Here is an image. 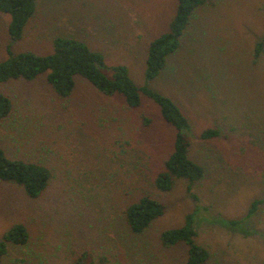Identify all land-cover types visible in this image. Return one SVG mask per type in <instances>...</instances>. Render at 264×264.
Here are the masks:
<instances>
[{
  "label": "rangeland",
  "instance_id": "374dc122",
  "mask_svg": "<svg viewBox=\"0 0 264 264\" xmlns=\"http://www.w3.org/2000/svg\"><path fill=\"white\" fill-rule=\"evenodd\" d=\"M176 5L35 0L13 42L9 15L0 12V61L8 44L13 52L45 55L55 37L82 40L107 66L125 65L134 83L180 106L190 124L188 156L203 167L191 191L181 178L167 190L155 186L175 130L146 97L129 107L121 95L103 94L79 75L67 97L55 93L45 73L1 83L12 106L0 120V147L50 172L37 199L0 180V236L16 222L29 233L26 244L9 246L3 264H72L85 250L95 264H184L185 245L165 247L160 234L182 226L187 214L193 215L195 241L209 252L206 264H264V40L259 55L254 52L264 36V0H209L198 7L178 49L146 81L148 45L168 29ZM207 128L218 136L201 138ZM143 195L165 209L135 233L124 210ZM255 199L263 201L247 216Z\"/></svg>",
  "mask_w": 264,
  "mask_h": 264
},
{
  "label": "trees",
  "instance_id": "16d2710c",
  "mask_svg": "<svg viewBox=\"0 0 264 264\" xmlns=\"http://www.w3.org/2000/svg\"><path fill=\"white\" fill-rule=\"evenodd\" d=\"M209 0H177L175 12L169 21L168 29L150 41L145 59L144 76L146 81L154 79L163 69L167 57L178 49L183 32L188 26L194 11L207 4ZM35 0H0V12L9 15L7 27L11 42L21 38L23 28L32 15ZM263 39L256 43L254 52L258 56L262 50ZM7 56L0 61V84L12 79H35L46 74L51 88L60 97H67L74 88V76L79 75L90 82L103 94H119L129 107L140 105L142 97H146L158 106L162 119L175 130L173 149L163 161V169L154 179L155 186L160 190L170 189L175 179H185L187 189L191 191L193 184L203 176V167L188 156L190 140L185 135L190 124L180 106L169 96L164 95L147 84L138 85L130 78L125 65L107 66L101 52L91 49L85 42L70 37H55L53 50L41 55L32 51L13 52L11 44L6 47ZM10 99L0 92V120L11 109ZM148 124L149 119H145ZM216 128L201 131L200 137L211 139L218 136ZM50 177L49 170L39 163L26 162L10 158L0 147V180L12 182L20 186L30 199L42 196L47 188ZM192 197L197 195L191 192ZM263 199H255L249 206L247 216L253 214ZM164 204L158 199L143 195L130 203L124 210L129 229L140 233L150 223L163 214ZM192 214L185 216V223L180 227L165 229L160 234L163 246H175L182 243L186 247L184 264H206L208 250L195 241L196 232L192 226ZM29 233L21 223H13L0 236V264L11 245L27 243ZM99 263L103 264L104 259ZM72 264H95L93 255L88 251L80 252Z\"/></svg>",
  "mask_w": 264,
  "mask_h": 264
}]
</instances>
